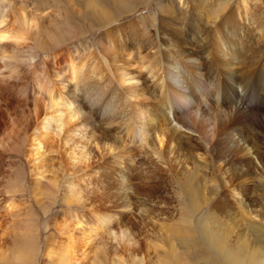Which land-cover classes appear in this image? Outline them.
<instances>
[{
    "label": "bare ground",
    "instance_id": "bare-ground-1",
    "mask_svg": "<svg viewBox=\"0 0 264 264\" xmlns=\"http://www.w3.org/2000/svg\"><path fill=\"white\" fill-rule=\"evenodd\" d=\"M70 1L71 3L74 2V0ZM130 1L116 0L118 5L127 9L125 13L135 9L129 6ZM192 1L193 9L201 14L202 0ZM89 2L87 12L93 16V20L89 23L94 30L104 27L113 20L103 15L96 0ZM189 8L190 4L184 3L182 0H169L168 6L161 8L156 25V34L154 33L155 37L151 38L153 40L152 45L158 52L153 54L154 57L158 58L157 61L153 59V62L152 60L147 62L145 57L139 55L142 52L141 49L146 48V44H143L145 39L149 38L143 39L141 37L140 32L143 33L144 30L140 28V21L130 27L129 31L132 34L129 36L130 38L128 37L129 43L125 45L118 43L116 50L114 48L115 56L114 59L112 58V62L107 61L109 58H106L107 51L110 50L111 52V48H113L112 40L107 31L102 34L104 44L99 48L100 54L94 55L84 51L82 56H77L78 46H73L63 71L55 66L57 61L55 54L46 55L47 58L42 61V64L45 65L43 68H46V65L47 67L52 65L55 70L56 86L42 83L35 88L37 104L35 108L40 106L39 109H42L40 113L38 109H35L33 113L35 122L38 121L37 126L32 127L33 129L30 131L26 130L20 133L17 129H12L13 127L7 128L9 124L6 127V122H3L0 125V147L7 149L21 143H27L29 148L26 152L28 156L32 157L39 152L43 140L48 141L47 135H51L48 130L51 129L58 135L62 127L75 117L77 104L78 113L86 119V122L90 123L91 129L101 130V136L97 143L107 155L109 154L104 160L121 165L118 168L104 167V163L97 166L101 170L98 177L103 186L118 183V187L116 186L118 189H116L121 194L126 195L130 187H134L136 194H140L141 192L152 191L154 188L157 189L158 181L164 182L171 175L176 174L172 178H175L174 181L184 187L185 195L183 196H186L185 200L188 201L183 202L182 197H179L180 204L184 205L174 211L179 215L181 212L195 213L200 211L207 203H209L205 207L207 211L213 210V208L215 210V207L221 211L229 204L228 194L234 192L235 189H237L235 191L244 190V196L247 195L248 198H252L253 202L256 200L264 202V185L262 188H258L259 193L252 191L250 186L248 187L251 185V179L263 180L264 178V151L261 147V144L264 146V76L262 75L264 73V55L251 67L247 66L245 52L248 50L245 45L248 37L245 33L244 37L239 35L241 31L232 25V18L224 19L225 21L220 26L211 28L204 35H196L197 39L193 36L198 46L197 49L193 48L189 45L188 35L190 32H199L200 29L196 23H192L193 26H190L192 19H188L186 15L187 11L190 12ZM35 13L37 12L35 11ZM11 14L15 21H22L24 27L22 32L17 33L18 30L16 32L11 30L10 26L13 22H8V16L11 17ZM104 14L107 12L105 11ZM46 16L36 15L23 8L17 9L14 0H0L1 51L12 52L10 47L4 45L6 42L12 43L14 46L29 48L28 41L33 42L38 36L40 38L39 48L48 50L51 46L61 44L65 36L69 35L64 34L63 27L54 26L55 20L52 22ZM224 23L227 24L228 29L225 32L221 30ZM5 26L10 34H8ZM230 31L233 32V35L228 34ZM235 34L239 37L234 40ZM1 45L3 46L1 47ZM260 52L261 49L256 51L258 54ZM16 55L21 61L26 58L19 53ZM124 55L134 56L132 60L140 61L139 65L144 67L151 77L155 70L159 72L162 69V77L160 76L159 79L158 73V81L152 96L146 89V85L138 86L136 84L149 82L140 73L133 74L134 71L128 67L123 68L118 67V65V68L116 67L117 72L112 70L110 63L114 65V61ZM135 55L138 57L136 58ZM29 58V66H37L35 54L32 56L29 54ZM127 60L125 63H130L129 58ZM48 62L50 63L48 64ZM34 69L32 76L36 78L40 71ZM2 74L3 72L0 71V77ZM141 76L144 78L143 81L139 80ZM143 95L146 97L143 99L148 102L140 100ZM40 99H44V101H39ZM64 99H66L67 105L64 104ZM137 99L140 101H136ZM115 122H119V125L112 133ZM27 127L30 128L28 125ZM121 128L123 132L119 133L118 130ZM43 130L44 136L39 134ZM42 137L45 138L42 139ZM44 144L46 145V143ZM130 145H134V147ZM99 150L98 146H95V151L101 154L102 150L101 152ZM111 150L114 154L121 152V156L115 157L110 152ZM200 150H204L218 162L223 163L225 167V175L228 176L226 180L222 181L223 184L218 194L204 190V188L200 189L193 178L192 168L195 166L188 164V160H198V156L201 154ZM130 151H134V154L129 155L130 158L123 157L126 152L128 154ZM177 151L178 156L172 155L171 157V154ZM180 155L190 156V158H184ZM173 156L176 160L170 159V157L174 158ZM33 160L35 159L33 158ZM40 166L37 164V168ZM134 169L138 170L135 179V176L133 177ZM116 171L122 173V183L118 181L116 183L110 179ZM37 177L33 180L35 185L40 182ZM247 178L250 180L248 185L245 184ZM237 182L239 187L244 183L242 188L236 187L235 183ZM200 194L201 197H198ZM77 198L80 197L65 195L61 197L65 202H72ZM236 199L242 200L238 197ZM4 202L3 210L5 216L9 218L8 225L0 231L3 234L0 235V262L28 264L34 259L37 249L36 238L32 236L33 231L30 235L22 234L26 227L22 226L25 219L21 218L22 214L19 211L17 212V205L11 197ZM263 205L252 204L254 208L251 207L250 212L259 215L264 220ZM13 217L14 219H12ZM189 217L191 218V216ZM212 219L210 226L215 230L229 226L219 218L216 219V215ZM75 220H77L74 224L75 227L80 226V229L85 227L80 223L84 218L81 221ZM184 220L186 219L184 218ZM97 221H101L99 217ZM103 221L106 223V219ZM84 223L86 225L87 222ZM254 226L262 231V235L264 234V225L256 226L254 224ZM92 227L86 226V228ZM96 228L98 227L96 226ZM202 231L207 240L222 248V238L218 236L220 232L216 236L207 235V224L203 226ZM92 233L98 234L95 231ZM92 233L90 232L89 235ZM164 235L163 237H165ZM238 238H241L243 243L247 245L246 233ZM228 245L232 246L229 240ZM49 246L51 247L50 244ZM88 248L90 247H87V250ZM165 248L162 253L169 258L167 264H184L182 261H177L178 251L172 241L165 240ZM233 249L229 248V251ZM78 252L83 257L89 255L86 252L87 255L84 256L85 247L80 249L75 248L72 244H68V246L64 244V248L59 253L61 257L58 264H80V260L75 259ZM45 255L52 258L54 253L49 250ZM89 261L90 264H102L94 255L90 256ZM234 264L241 263L236 262ZM250 264H264V256L260 254L254 256Z\"/></svg>",
    "mask_w": 264,
    "mask_h": 264
},
{
    "label": "rangeland",
    "instance_id": "rangeland-1",
    "mask_svg": "<svg viewBox=\"0 0 264 264\" xmlns=\"http://www.w3.org/2000/svg\"><path fill=\"white\" fill-rule=\"evenodd\" d=\"M89 1L74 0L71 3L70 0H14L17 9L23 8L36 15H47L46 17L52 22L55 20L54 26L63 27L64 34L69 36H65L61 44L51 46L48 50L39 48V36L33 42L28 41L29 48L14 46L8 42L4 45L10 47L12 52L1 51L0 48V71L3 72L0 77V97L2 98L0 101V125L6 122V127L9 124L7 128L13 127L12 129H17L20 133L26 130L30 131L37 126L38 121L35 122L33 113L35 109L40 110L39 113L42 109H39L40 106L35 108L37 105L35 88L42 83L56 86L55 70L52 65L48 67L46 65V68H43L45 65L42 64V61L47 58L46 55L55 54L57 56L55 66L63 71L73 46H78L77 56H82L84 51L94 55L100 54L99 48L104 44L102 34L107 31L112 40L113 48H111V52L110 50L107 51L106 58H109L107 61L112 62L115 56L114 48L116 50L118 43L122 45L129 43L128 37L132 34L129 29L140 21V28L144 30L143 33L140 32L141 37L143 39L149 37L150 39H145L143 44H146V48L143 47L139 55L145 57L147 62L150 60L153 62V59L158 60L153 55L158 52L152 45L153 40L151 38L153 39L156 34L160 10L168 6L169 0H131L129 6L135 9L129 13H125L127 9L118 5L116 0H96L103 15L113 19L97 30H94L89 23L93 20V16L87 12L90 5ZM182 1L190 4V12L187 11L186 13L187 18L192 19L190 26H193L192 23H196L200 29L199 32H190L188 35L189 45L193 48H198L194 37L197 39L198 35H204L211 28L220 26L225 21L224 19L232 18V25L241 31L239 35L244 37L245 33L248 37L245 45L248 50L245 52L247 66L251 67L264 55V0H202L201 14L193 9L192 0ZM105 11L107 14H104ZM8 22H13L10 26L13 32L18 30L17 33H20L23 31L22 21H15L12 14L11 17L8 16ZM5 29L10 34L6 26ZM221 30L224 32L228 30L226 23ZM115 32L117 33L116 36ZM228 34L233 35V32L230 31ZM235 35L234 40L239 37L237 34ZM260 49L261 52L256 53ZM17 53L26 57L25 62L17 58ZM29 54L31 56L35 54L37 66H29ZM132 57L134 56L124 55L117 58L114 61L115 66L110 63L112 70L117 72L116 67L118 65V67H128L134 71L133 74L140 73L149 82H140L144 79L141 76L140 83L136 84L138 86L146 85V89L152 96L158 81V73L159 79L160 76L162 77V69L159 72L155 70L151 77L147 70L139 65L140 61H133ZM135 57L138 56L135 55ZM128 58L130 63H125ZM34 68L40 71L36 78L32 76ZM262 75L264 76V73ZM127 97L131 100L129 96ZM143 98L146 97L143 95L140 100L146 102L147 100ZM64 100L66 102V99ZM140 100L137 99L136 101ZM18 101L19 103H17ZM39 101H44V99ZM65 102L64 104L67 105ZM77 107L76 104L75 117L62 127L58 135L53 130H48V133L51 134L49 136L48 133L46 134L48 141L45 142L46 135L44 138L42 137L45 141L43 140L40 144L39 152H41L33 155L34 157L28 156L26 150L29 145L27 143H21L7 149L0 147V231L8 225L9 217L5 216L3 206L4 201L11 197L17 205V212L19 211L22 214L21 218L25 219L22 226L26 227L22 234L30 235L33 231L32 236L36 238L37 249L34 259L28 264H58L61 257L59 253L64 248V244L67 246L72 244L75 248L80 249L85 247L84 256L87 253L89 255L83 257L80 252L75 255V259L80 260V264H90L89 258L93 255L102 264H167L169 258L162 253L166 249L165 240L174 243L178 251L177 261H182L184 264H234L236 262L250 264L254 256L259 254L264 256V234L262 235V231L254 226V224L256 226L264 225V220L259 215L250 212L252 204L262 206L264 202L261 200H256L259 203L253 202L252 198H248L247 195L244 196V190L235 191L237 190L235 189L234 192L227 193L229 204L221 211H218L217 207L215 210L213 208V210L207 211L205 208L209 205L207 203L200 211L195 213L181 212L179 215L174 212L177 211V208L184 206L180 204L179 197H182L183 202L188 201L185 200L186 196H183L185 195L184 187L174 181L175 178H172L176 174L171 175L164 182L158 181V190L154 188L152 191L141 192L140 194H136L134 187H130L126 195L118 192L117 181L122 183V173L118 171L110 178L117 184L103 186L98 177L101 170L97 166L104 163V167L118 168L121 165L104 160L109 154L107 155L97 143L101 136V130L99 132L97 128L96 130L91 129L90 123L80 116ZM118 125L119 122H115L112 133ZM85 130H87L86 133H83ZM119 130V133L123 132L122 128ZM39 134L44 136V130ZM257 137L260 138L258 135ZM95 146H98L99 151L102 150L104 153L96 152ZM130 146L134 147V145ZM110 152L114 154L112 150ZM200 152L198 160H188V164L195 166L192 168L193 178L200 189L204 188V190L218 194L223 184L222 181L226 180L228 176L225 175V167L223 163L218 162L204 150H200ZM131 154H134V151H130L128 154L126 152L123 157L130 158L129 155ZM193 154L195 155V153ZM172 155L178 156V151L173 152L171 157ZM114 156L119 158L121 152H115ZM171 157L170 159L176 160L175 156H173L174 158ZM182 157L190 158V156L185 155ZM134 158L136 159V156ZM37 164L41 166L37 168ZM174 165L176 164L174 163ZM189 168L191 167L189 166ZM137 173L138 170L134 169L133 177ZM36 177L40 180L37 185L33 181ZM249 181L247 178L245 184L248 185ZM250 184L248 187L250 186L252 191L259 193V189L264 185V178L263 180L251 179ZM235 185L242 188L244 183L240 187L238 182ZM32 188L35 190L33 191ZM62 195L79 196L80 198H77L76 202H65L61 199ZM251 195L253 196V194ZM198 197H201V194ZM237 197L242 198V200H237ZM167 204L169 205L167 206ZM249 205L250 207H247ZM77 214L82 216L84 220L81 221L83 218ZM215 215L216 219L219 218L229 226L220 230L213 229L210 223ZM98 217L101 221H97ZM2 218H4L3 221H1ZM184 218L186 220L183 221ZM75 219H79L81 225L85 227L82 229L78 225L75 227L74 224L77 221ZM104 219H106V223L103 221ZM117 219L119 220L116 221ZM84 222H87L86 225ZM206 224L207 235L216 236L220 232L218 236L222 238V248L205 238L202 228ZM86 226L93 227L86 228ZM88 231L91 233L95 231L98 234L89 235L90 232L88 233ZM123 232L124 234H122ZM245 233L247 234V245L243 243L241 238H238ZM228 240L232 246L228 245ZM87 247L90 248L87 250ZM48 248L54 253L52 258L45 255L49 251ZM229 248L235 249L229 251ZM0 264L6 263L0 262Z\"/></svg>",
    "mask_w": 264,
    "mask_h": 264
}]
</instances>
